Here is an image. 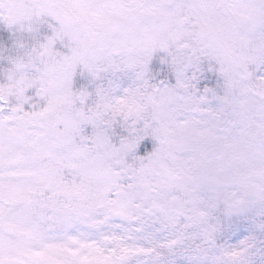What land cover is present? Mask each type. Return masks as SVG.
Here are the masks:
<instances>
[{"label":"snow or ice","instance_id":"snow-or-ice-1","mask_svg":"<svg viewBox=\"0 0 264 264\" xmlns=\"http://www.w3.org/2000/svg\"><path fill=\"white\" fill-rule=\"evenodd\" d=\"M0 264H264V0H0Z\"/></svg>","mask_w":264,"mask_h":264}]
</instances>
